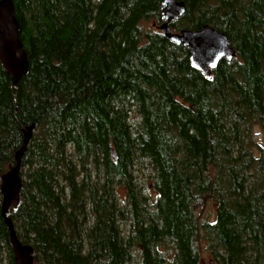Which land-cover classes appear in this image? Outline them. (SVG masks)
Returning <instances> with one entry per match:
<instances>
[{
    "label": "trees",
    "instance_id": "16d2710c",
    "mask_svg": "<svg viewBox=\"0 0 264 264\" xmlns=\"http://www.w3.org/2000/svg\"><path fill=\"white\" fill-rule=\"evenodd\" d=\"M163 1L14 0L30 70L14 85L0 60V264L2 178L31 124L8 217L34 264H203L201 238L213 264H264V0H183L174 31L209 24L237 51L211 79L144 30Z\"/></svg>",
    "mask_w": 264,
    "mask_h": 264
},
{
    "label": "water",
    "instance_id": "95a60500",
    "mask_svg": "<svg viewBox=\"0 0 264 264\" xmlns=\"http://www.w3.org/2000/svg\"><path fill=\"white\" fill-rule=\"evenodd\" d=\"M185 12L186 3L183 0H164L162 5L164 22L158 28L173 43L186 46L191 53L192 66L207 79H211L212 70L219 65L220 61L232 60L237 56V51L231 45L226 33L209 24L200 29L184 28L174 31L170 23L181 18ZM20 29L14 0H0V60L14 85H17L30 70L28 54L20 37ZM35 130V124L23 126V145L17 151L16 165L2 178L3 216L10 229L16 264H34L33 246L23 244L19 240L8 213L11 207H17L20 203L22 160Z\"/></svg>",
    "mask_w": 264,
    "mask_h": 264
},
{
    "label": "rangeland",
    "instance_id": "374dc122",
    "mask_svg": "<svg viewBox=\"0 0 264 264\" xmlns=\"http://www.w3.org/2000/svg\"><path fill=\"white\" fill-rule=\"evenodd\" d=\"M143 28L145 31L147 30H154L158 29L157 25L153 21H148L143 24ZM253 139L255 143H259L260 145L264 146V129L256 125L253 130ZM139 178L142 180L145 185L151 187L152 177H153V170L149 167L142 166V172H139ZM198 214L201 216L203 220L205 219H213L216 213V203L213 200H209L203 209H198ZM201 246V254L203 258V264H213L210 251L208 249V243L204 238L200 240ZM169 251L171 250L169 245Z\"/></svg>",
    "mask_w": 264,
    "mask_h": 264
}]
</instances>
